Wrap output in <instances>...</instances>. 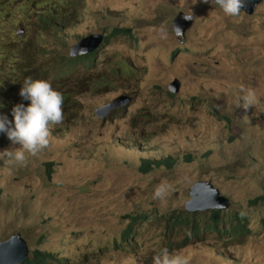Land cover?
I'll return each mask as SVG.
<instances>
[{
    "label": "rangeland",
    "instance_id": "1",
    "mask_svg": "<svg viewBox=\"0 0 264 264\" xmlns=\"http://www.w3.org/2000/svg\"><path fill=\"white\" fill-rule=\"evenodd\" d=\"M259 3L253 14L232 18L215 0H0V36L9 42L5 48L0 37V62L35 55L41 79L71 93L48 148L26 166L0 154V241L19 233L30 252L52 253L58 264H153L163 248L190 256V264H264V206L248 204L264 195ZM179 11L195 17L184 37L172 26ZM19 23L26 43L11 38ZM114 28H129L134 39L111 37L84 59H95L92 67L59 76L71 46ZM3 79L4 72L0 102L22 98ZM249 91L253 106H237ZM120 96L129 102L97 116ZM17 147L1 137L0 152ZM165 158L172 168L139 171L143 160ZM200 181L228 198L222 215L243 218L248 235L195 234L173 224L170 216L185 211ZM160 185L167 194L154 199ZM134 216L144 219L127 237Z\"/></svg>",
    "mask_w": 264,
    "mask_h": 264
},
{
    "label": "clouds",
    "instance_id": "2",
    "mask_svg": "<svg viewBox=\"0 0 264 264\" xmlns=\"http://www.w3.org/2000/svg\"><path fill=\"white\" fill-rule=\"evenodd\" d=\"M201 2L208 3L209 0H201ZM215 4L225 16L238 18L241 15V11L244 10L245 0H215ZM257 5L255 4L254 10ZM186 18L190 19L191 17ZM25 29L26 25L24 26L23 24L24 33L21 37L17 34L18 29L12 35L26 42V37H24ZM19 95L30 103L27 106L23 104L15 105L11 112V121L6 116L0 115V132L6 133L8 139L13 144L19 145V147L12 150H4L0 154L10 158L11 161L18 165L26 166L29 156H36L50 146L52 126L59 125L64 120V97L61 92L52 87L49 81L31 77L24 79ZM254 95V92L249 91L242 98L243 104L238 103L237 106L245 109L253 106ZM167 190L166 185L158 186L153 198L163 199L167 194ZM190 262V256L170 253L167 248L161 249L153 257V264H190Z\"/></svg>",
    "mask_w": 264,
    "mask_h": 264
},
{
    "label": "trees",
    "instance_id": "3",
    "mask_svg": "<svg viewBox=\"0 0 264 264\" xmlns=\"http://www.w3.org/2000/svg\"><path fill=\"white\" fill-rule=\"evenodd\" d=\"M49 1V0H47ZM43 13H41L39 16H41ZM40 20L45 23L47 26L51 25L52 19H43L39 17ZM127 36L131 40L134 39L131 30L129 28H114L112 32L106 37H103V43L106 44L108 40L111 37L116 36ZM2 39H4L6 45L5 48L9 46V42L5 40V37L0 36ZM11 38L16 43H26L23 40L17 39L14 35H11ZM2 52L0 51V55ZM94 55V52L91 54H87L84 56H78V57H60V62L58 63V74L60 77L62 76H69L73 71H77V68L79 65L88 64L90 67L93 66L95 59H91L90 61H85L84 59H88ZM32 60V62H31ZM35 55H32V58L27 57L24 60H17V62L13 65L10 63H6L4 60H1L0 62V73H5V79L2 80L4 82L5 80H9L7 84H5V87L7 89H16V94L19 93L20 88L22 87V83L25 78L31 77L33 79H41V72L42 65H35L34 64ZM6 63V64H5ZM93 79L89 80V83L92 82ZM76 84H73L71 88V92H74V88ZM15 94V95H16ZM71 93L67 92L66 94H63L64 97V104L63 108L69 106L68 103V97H70ZM30 102L23 99V98H17L16 96H12L11 101H3L0 102V115H4L8 118L9 121L12 120V109L17 104H23L27 106ZM74 104V101H72ZM3 137L6 141V133L0 132V139ZM189 159V158H187ZM174 164V160L172 158H165L163 160H150L145 159L142 161L139 171L141 173L147 174L151 172L153 169L158 168H172ZM248 204L250 206H264V195H260L255 197L254 199H251ZM197 215H204L205 219L201 220L197 217ZM226 217L223 216L221 210L215 211V210H209L205 213H187L185 211H180L179 214L173 213V215L170 216V218L173 221L174 225L177 226H184L188 228L190 231H192L195 234L198 233H204V232H213L216 234H230L235 237H243L245 235L249 234L248 229L245 227L244 219L241 218L239 215H235L232 219H230L229 222H226ZM141 219H144L142 216H134L130 218L129 225L127 228V231L125 232V235L127 237L130 235L128 231L131 229V226L137 222H140ZM59 259L55 257L54 254L40 251V250H34L31 251L29 254V257L25 260L23 264H58Z\"/></svg>",
    "mask_w": 264,
    "mask_h": 264
},
{
    "label": "water",
    "instance_id": "4",
    "mask_svg": "<svg viewBox=\"0 0 264 264\" xmlns=\"http://www.w3.org/2000/svg\"><path fill=\"white\" fill-rule=\"evenodd\" d=\"M261 0H245V7L243 8L246 13L252 14L255 4ZM186 17H191L190 19ZM193 15L178 12L176 17L172 20V26L175 35L184 37L186 31L191 27L194 20ZM23 24L18 25L17 34L19 37L23 35ZM103 43V36L91 34L80 39L76 44L70 47V57L84 56L96 52ZM177 80H174L171 85L176 86ZM130 98L120 96L113 100L111 103L100 107L96 114L100 116L102 112H109L117 106L125 105L129 102ZM190 200L185 204L184 210L188 213H195L198 211L221 210L225 211L229 207V200L209 182L200 181L196 182L189 192ZM30 250L26 241L19 233L10 235L9 238L0 241V264H23L29 257Z\"/></svg>",
    "mask_w": 264,
    "mask_h": 264
},
{
    "label": "bare ground",
    "instance_id": "5",
    "mask_svg": "<svg viewBox=\"0 0 264 264\" xmlns=\"http://www.w3.org/2000/svg\"><path fill=\"white\" fill-rule=\"evenodd\" d=\"M260 4V3H259ZM103 118V117H102ZM203 213V212H202ZM205 213V212H204Z\"/></svg>",
    "mask_w": 264,
    "mask_h": 264
}]
</instances>
